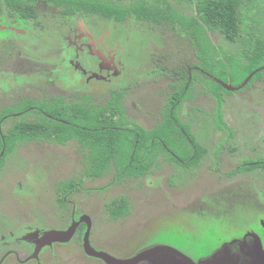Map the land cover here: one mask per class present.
<instances>
[{
    "label": "rangeland",
    "instance_id": "obj_1",
    "mask_svg": "<svg viewBox=\"0 0 264 264\" xmlns=\"http://www.w3.org/2000/svg\"><path fill=\"white\" fill-rule=\"evenodd\" d=\"M166 1L180 14H196L189 3ZM37 11L36 23H0V111L29 99L72 92L44 72L53 60L60 9L41 2ZM242 12L246 24L252 26L246 27L244 22L236 41L208 32L217 48L209 57L217 64L209 77L203 73L208 64L197 57L180 27L167 22L129 23L132 40L144 41L145 52L143 57V51L135 53L137 69L133 73L140 76L124 93L126 119L131 127L146 131L163 125L164 133L154 136L163 138L168 150L158 145L154 169L148 175L118 179L114 167L100 178L90 177L85 154L76 141L61 145L42 138L15 148L0 168V264H108L101 257L88 255L87 242L96 251L120 260L170 248L192 261L162 251L137 264L244 262L242 241L248 237L252 241V233L264 237V167L243 169L264 161V74L239 90L228 91L224 83L237 87L253 66L264 61V55H255L264 47V0H255L250 8L244 5ZM63 35L65 45L78 42L73 33ZM144 57L148 61L142 63ZM70 59L74 60L72 72L80 71L81 58L73 54ZM188 71L194 84L179 113L173 105L180 93L174 94V90L181 84L175 81ZM104 92L107 98L106 90L94 92L97 103L106 100ZM168 116L176 117L178 126L167 127L164 121ZM18 118L19 114L4 120L1 131H8ZM179 125L191 131L192 138L208 152L198 166L187 168L168 159L167 153L176 156L181 146L189 147L190 154L200 150L190 148L192 143L187 135H180ZM72 180L76 186L61 205L59 197L64 193L59 186ZM73 210L76 216H89L87 232L85 228L68 243L51 241L37 258L25 260V251L31 246L24 240L26 236L36 231L30 234L33 240L42 230L65 229L70 221L77 222L71 220ZM69 230L46 232L44 241ZM235 253L242 254L243 261H235Z\"/></svg>",
    "mask_w": 264,
    "mask_h": 264
},
{
    "label": "trees",
    "instance_id": "obj_2",
    "mask_svg": "<svg viewBox=\"0 0 264 264\" xmlns=\"http://www.w3.org/2000/svg\"><path fill=\"white\" fill-rule=\"evenodd\" d=\"M123 1L0 0V23H6L8 20L36 23L39 19L37 7L41 2H51L61 7L62 14L65 16L85 14L89 17L96 15L116 23H122L127 18L146 21L150 24L173 23L175 28L180 27L182 32L188 35L197 57L208 64V68L203 72L208 76V74L215 73L213 69L217 65L213 60H209L217 48L208 32H219L224 38L236 41L240 38L244 22L246 24L242 7L248 5L250 8L255 2V0H177L189 3L196 10V14L184 15L173 9L171 3L166 0H131L129 3ZM5 13L8 14L7 18ZM247 26L251 27L252 25L246 24ZM255 55L263 56L264 47ZM262 66H264V61L253 66L243 77L241 83L236 86L243 84L254 70ZM260 74H264V69L258 71L246 85L254 81ZM214 77L217 81L220 79ZM175 82L181 84L175 90V93L179 92L180 94L173 105L175 106L174 110L178 112L181 103L191 96L193 79L186 73L183 77L180 74ZM210 91L212 93L213 90L210 89ZM124 93L125 90L110 91L103 103L92 102L91 96L83 94L75 100L73 99L75 97H72L70 101L61 96L45 99L43 102L42 100L29 99L5 108L0 112V126L5 115L16 112H22L24 117L34 113L38 119L17 120L8 131L0 130V168L5 158L15 148L24 142L44 138L61 145H66L69 141H76L85 154V163L88 166L90 177L100 178L112 167L116 168L118 179L127 176L143 177L148 175L154 169L155 150L159 147L158 145L165 146L168 150L166 141L154 136L164 133L163 125L154 131L131 127L125 115ZM218 94L215 91V95ZM178 123V119L174 116H168V119L164 121L167 127L178 126ZM179 127L182 129L183 126L179 125ZM179 131L180 135L188 136L190 144L192 143V147H190L192 150L198 147L200 150L198 149L195 154L192 151L190 154L189 147L181 146L182 148L176 156L173 155L174 152H168V159L187 168L198 166L207 151L192 138L191 135L194 134L187 128ZM159 156L160 154H157V158ZM254 167H264V161L251 163L244 166L243 169ZM75 186L76 182L72 180L70 183H61L59 190L67 194L74 190ZM113 211L119 212L118 210Z\"/></svg>",
    "mask_w": 264,
    "mask_h": 264
},
{
    "label": "flooded vegetation",
    "instance_id": "obj_3",
    "mask_svg": "<svg viewBox=\"0 0 264 264\" xmlns=\"http://www.w3.org/2000/svg\"><path fill=\"white\" fill-rule=\"evenodd\" d=\"M54 6L60 9L61 19L59 24L57 25V31H58L57 41L55 45L52 47V51L54 52L52 56L53 60L50 61L51 65L48 69L49 71L44 70V72L47 73L48 75H53V77H55L56 79V82L61 86H63L64 90L72 91L73 93L70 92L68 96L54 95L51 96L50 98L61 96V97H66L68 100L69 99L71 100L72 97H75L73 98L75 100L77 99L78 96H82L83 94H88L89 96L92 97V102L97 103L94 100L95 97L93 96V94L94 92L100 91L101 89H103V91L106 90V92L108 93L113 90H122V91L125 90L128 92L130 88L129 86H131V84L133 83H136L137 82L136 77L140 76V74L136 72L133 73V71L137 69L135 53L137 54L138 51L141 50V52L143 51V55H142L143 57L145 52L142 47L144 41L141 42L142 40L140 41L132 40L131 38L132 31L129 29L131 28L129 23L135 20L131 18H127L122 23L121 22L116 23L109 21L106 18L98 17L96 15H92L89 17H87L85 14L84 15L73 14L71 16H65L62 14L61 7L57 5ZM7 15L8 14H6V18ZM79 20L82 21L80 22ZM11 21L13 20H8L6 23L11 24ZM6 30H11V29H6ZM67 32L70 34L73 33V35L76 37L78 41L74 43L73 46H68L65 45V43H63V38H64L63 34ZM47 46L48 44L46 45V47ZM73 54L74 56L76 55V58H81L80 63L78 62L80 68L78 67V65L76 66L80 70L77 72H75L76 70L72 72L71 66L74 63V60L70 59V57L73 56ZM145 57L142 63H144V61H148V58ZM185 68L187 69V67ZM157 72L158 71H156V73ZM187 73H189V71ZM185 75L186 74L184 72L183 76ZM74 90L76 92L80 91L81 94L75 93ZM103 97L106 98V93ZM187 99L181 103V106L179 107L178 110L179 113L183 112V106H184L183 104L184 102L187 101ZM13 105H10L8 107H11ZM5 108L2 111H4ZM198 109L200 110V107H198ZM18 114L20 117L18 118V120H21V118H25L28 121L38 119V117L34 113H31V115L24 117L22 112H16L13 114L5 115L3 120L1 121V125L2 122H4V120L10 117L11 118L16 117L18 116ZM0 130H1V126H0ZM220 153L223 154V152L221 151ZM66 195L67 194H63V196L59 197V203L61 205H65V203L67 202L66 201L67 198L65 197ZM72 212L73 213L71 220L76 219L77 222L70 221L69 225L65 229H51V230L48 229L47 231L42 230L43 232L41 234L39 233L37 234L38 238L36 237V239L33 240L30 238V234L36 231H33L32 233H29L26 236V239L24 240H27L31 246L27 247L28 251L24 250L25 253L26 252L28 253V256H25V260H29V259L32 260L33 258H37L40 249L43 246L51 244L50 242L55 240L53 239V240L44 241L50 232H56L58 230L59 231L68 230L71 229L72 226H74L73 224L78 223V221L80 222L79 224H77V229L72 235L73 237L68 240H57L59 244H61L62 241H66L68 243L70 240H72L78 235L77 233L79 232L81 233L85 228L87 232L88 223H90L89 216L85 214L79 215L80 213L77 214L76 216V213L74 214V212L76 211L73 210ZM46 232L49 233L45 235ZM258 237L261 239V242L264 246V237L263 238L261 236ZM51 253L53 255L55 254L54 252ZM88 255L90 257L94 256V255H90L89 253ZM104 261L106 262V260Z\"/></svg>",
    "mask_w": 264,
    "mask_h": 264
},
{
    "label": "water",
    "instance_id": "obj_4",
    "mask_svg": "<svg viewBox=\"0 0 264 264\" xmlns=\"http://www.w3.org/2000/svg\"><path fill=\"white\" fill-rule=\"evenodd\" d=\"M264 69V66L255 70L254 72H252L247 78L246 80L243 82V84L239 87H234V86H231L230 84H227V83H224V86L231 90V91H234V90H239L241 88H243L244 86H246V84L251 80V78L260 70H263ZM77 229V225H74L71 227V229L68 231L67 234H64L63 232H60V233H63V235H57L54 237L55 240H68L72 237V235L74 234V232L76 231ZM86 250L87 252L90 254V255H94V256H97V257H101L103 258L104 260H106V262L108 264H137L139 262H141L142 260H145V259H149L151 258L152 256H154L155 254H157L158 252H162V251H172L174 253H176L177 255H180L184 258H187L185 256H183L179 251L175 250V249H170V248H157L155 250H152V251H147V252H144L142 253L141 255L133 258V259H129V260H120V259H116L114 258L113 256L109 255V254H105V253H100L98 251H96L90 244L89 242L86 243ZM188 259V258H187ZM190 260V259H188ZM191 261V260H190ZM192 262V261H191ZM194 264V263H193Z\"/></svg>",
    "mask_w": 264,
    "mask_h": 264
},
{
    "label": "crops",
    "instance_id": "obj_5",
    "mask_svg": "<svg viewBox=\"0 0 264 264\" xmlns=\"http://www.w3.org/2000/svg\"><path fill=\"white\" fill-rule=\"evenodd\" d=\"M155 74V73H154ZM154 74L151 75V77L155 80ZM252 241H250L248 238L245 241H242L241 243V249L245 254V260L242 264H264V246L261 242V239L255 234H251ZM228 255L230 257L233 256V252L231 250H228ZM218 257H215V259ZM235 261L236 260H242L243 261V255L239 253H235L234 255ZM209 261H200V263L196 264H206Z\"/></svg>",
    "mask_w": 264,
    "mask_h": 264
}]
</instances>
